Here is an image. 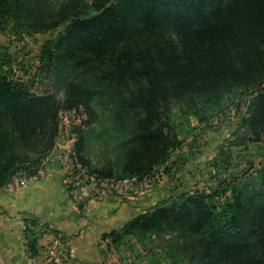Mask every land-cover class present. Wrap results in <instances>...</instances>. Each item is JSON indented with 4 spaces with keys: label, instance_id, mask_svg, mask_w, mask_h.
Wrapping results in <instances>:
<instances>
[{
    "label": "trees",
    "instance_id": "1",
    "mask_svg": "<svg viewBox=\"0 0 264 264\" xmlns=\"http://www.w3.org/2000/svg\"><path fill=\"white\" fill-rule=\"evenodd\" d=\"M6 20L63 31L44 42L32 81L10 76L12 57L0 52V188L19 173L35 176L34 157L55 146L60 106L51 89L38 91V75L64 84L67 109L83 106L90 120L92 102L109 98L117 176L88 165L84 134L77 144L80 160L101 177L147 174L171 161L182 144L170 122L176 107L192 128V117L203 123L225 100L248 97L244 125L257 141L264 134V0H67L51 10L42 0H0V23ZM95 63L102 68L93 86L67 81ZM259 173L258 192L227 184L231 197L220 207L212 202L219 192L164 200L112 232L108 248L171 235L173 264H264V167ZM25 222V243L37 257L36 223Z\"/></svg>",
    "mask_w": 264,
    "mask_h": 264
},
{
    "label": "rangeland",
    "instance_id": "2",
    "mask_svg": "<svg viewBox=\"0 0 264 264\" xmlns=\"http://www.w3.org/2000/svg\"><path fill=\"white\" fill-rule=\"evenodd\" d=\"M66 1L42 0L49 10L60 7ZM62 31L63 27H60L48 33H38L18 27L14 21L0 23V52L11 55L13 60L12 70H8L10 76L25 82L32 81L41 65L39 58L44 42L57 37ZM100 67L102 68L100 64L95 63L83 68L70 74L67 81L75 80L86 87L93 86L94 80L100 74ZM38 82L39 92L51 89L55 93L60 111H75L67 109L65 85L56 82L52 74L47 77L38 75ZM108 100V97L103 96L92 102L97 116L91 120L83 106L76 111L80 125L76 127V131L79 136L84 134L87 140L83 157L92 169L105 174L116 171L117 155L114 148L119 143V137L114 136L116 128ZM248 101V97L225 100L221 110L207 121L200 123L197 118L192 117V128L187 127L177 107L172 110L174 115L170 122L182 142L172 154L171 161L167 162L170 178L176 181L170 184L174 192L182 190L183 195H211L219 192L220 195H214L212 202L220 207L231 197L227 184L238 185V191L243 195H252L260 190L259 171L264 167V134L257 141L254 133L244 125L243 119L248 117ZM212 113L208 112L207 116ZM89 120L90 124L87 123ZM126 121L129 127L133 126L132 118H127ZM55 147L56 140L51 152L34 157V169L56 172L63 170L58 160L59 151ZM223 191L227 192L223 194ZM177 244L176 238L171 235H149L129 237L116 248L112 245L100 251L107 258L104 264H173L169 255L176 254L173 249Z\"/></svg>",
    "mask_w": 264,
    "mask_h": 264
},
{
    "label": "crops",
    "instance_id": "3",
    "mask_svg": "<svg viewBox=\"0 0 264 264\" xmlns=\"http://www.w3.org/2000/svg\"><path fill=\"white\" fill-rule=\"evenodd\" d=\"M170 178L150 194L137 199L111 197L92 201L82 209L71 198L64 172L47 170L45 178L31 177L19 191L0 188V264H38L26 243V220L35 221L34 233L41 257L66 255L65 264H104L102 242L130 220L168 199H177L182 190L170 188ZM176 186V185H175Z\"/></svg>",
    "mask_w": 264,
    "mask_h": 264
},
{
    "label": "built area",
    "instance_id": "4",
    "mask_svg": "<svg viewBox=\"0 0 264 264\" xmlns=\"http://www.w3.org/2000/svg\"><path fill=\"white\" fill-rule=\"evenodd\" d=\"M78 126L80 125L76 110L60 111L55 148L59 151L58 160L63 168L67 189L74 203L82 209H85L92 201H104L111 197L124 201L144 197L168 178L167 163L155 167L147 174L125 178L101 177L79 158L77 152L79 135L76 131ZM46 176V169H40L36 175L39 178ZM28 181V176L17 175L7 187L10 190L19 191L28 185ZM108 245L102 242L100 249H108ZM36 259L38 264H65L67 261L66 255L63 254L58 259L55 254H49L46 258L39 255Z\"/></svg>",
    "mask_w": 264,
    "mask_h": 264
}]
</instances>
